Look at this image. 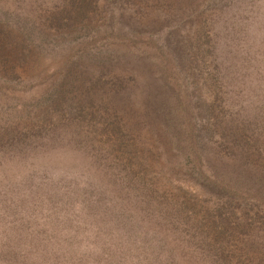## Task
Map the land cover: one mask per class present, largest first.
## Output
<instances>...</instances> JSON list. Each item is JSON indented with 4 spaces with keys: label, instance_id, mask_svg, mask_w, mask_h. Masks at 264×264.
Returning <instances> with one entry per match:
<instances>
[{
    "label": "rangeland",
    "instance_id": "374dc122",
    "mask_svg": "<svg viewBox=\"0 0 264 264\" xmlns=\"http://www.w3.org/2000/svg\"><path fill=\"white\" fill-rule=\"evenodd\" d=\"M0 43L19 48L10 72H0V140L14 136L15 123L28 112L26 106L20 109L22 104L36 107L51 100L58 107L61 101L53 94L57 96L65 76L79 78L66 92L69 97L83 94L90 81L102 83L92 90L91 115L86 113L81 124L76 115L69 118L70 127L74 121L78 129L67 134L71 139L80 136V147L70 142L73 148L65 145L49 154L31 153L25 160L0 161V225L6 220L8 233L7 239L0 235V264H87L90 248L84 238L92 234L86 228L87 212L78 207L93 204L95 210L87 209L102 226L107 209L120 197L110 199L103 190L109 181L103 171L122 165L114 145L102 144L100 127L107 121L103 105L129 121L135 118L144 126L146 119L151 121L149 129L140 124L135 127L139 131L134 129L141 133L136 148L150 161L144 180L158 178L163 190L169 175V186L179 197L181 187L213 202L221 196L220 189L196 187L185 181L182 171L168 170L177 163L184 127L203 125L208 118L218 128L231 117L249 126L255 120L264 132V0H0ZM214 152L204 153L200 171L222 176L221 161L228 158ZM231 168L236 170L232 179L241 174L237 165ZM241 183L245 193L256 187H248L245 178ZM121 184L123 191L148 199L145 208L153 209V219L157 209L164 213L161 201L149 198L142 187L129 189L123 179ZM67 194L76 196L70 201L78 206L69 207ZM259 199L262 218L252 215L254 204L248 213L249 246L243 250L249 264H264V191ZM122 203L129 213L133 200ZM136 206L134 212L145 219L143 205L136 201ZM256 225L263 227L262 234ZM132 230L136 242L147 231ZM69 238L73 242L67 244ZM67 248L71 257L58 252ZM9 250H16L15 257Z\"/></svg>",
    "mask_w": 264,
    "mask_h": 264
},
{
    "label": "trees",
    "instance_id": "16d2710c",
    "mask_svg": "<svg viewBox=\"0 0 264 264\" xmlns=\"http://www.w3.org/2000/svg\"><path fill=\"white\" fill-rule=\"evenodd\" d=\"M22 47L27 49L26 44ZM17 51L19 48L15 45L0 43L1 73L10 72ZM69 73L71 72L66 71L63 74ZM76 80L79 78L68 76L62 78L57 96L53 94L56 100L61 101L58 107L51 105V100H46L42 102L44 104L36 107L30 103L20 106L21 110L26 106L28 112L24 113L23 119L15 123L14 131L10 132L14 136L8 141L0 140V161L2 159L18 161L21 158L25 160L29 154L36 152L49 154L52 152L48 151H56L65 145L72 147L68 145L70 142L74 147H80L81 137L76 136L71 139L72 135L67 134L69 129H78L74 121V127H70L72 121H69V118L76 115L80 119L76 123L81 124V119L86 113L91 115L92 90L94 85L100 86L102 83L94 84L90 81L86 84L91 86L83 94L66 96V92L75 86L73 81ZM113 85L115 86V82ZM120 87L122 85H119ZM117 89L114 88L113 92ZM65 98L67 103L62 102ZM102 113L107 116V121L100 127L105 142L102 144L114 145L116 151L114 153L119 154V161L122 164L117 170L103 171L110 181H107L103 190L112 196L110 199L120 197H118L119 202L115 199L111 200L112 203L107 209L108 219L102 221L103 227L97 224L95 215L87 209L88 207L95 210L93 204L78 207L82 214L84 211L81 210L85 209L87 212L86 228L91 230L92 234L88 233L84 238L88 242L87 247L90 248L86 250L90 254L87 264H249L245 262L249 259L247 257L249 254L243 250L245 244L247 248L249 246L246 229L251 226V220L248 213L250 207L255 205L257 208L260 205L259 195L264 191V132L260 131L256 121L254 120L249 126L240 120L228 117L223 121L224 123L218 125V128H213L215 122L209 124L206 118L203 125L186 126L182 129L177 163L168 165V170L182 171L185 181L188 180L189 183L193 181L196 187L206 188L210 185L215 190L220 189L221 196L213 202L205 196H194L195 190L187 194L182 187L179 197L169 186L172 184L169 175H166L169 184L167 189L161 190L158 187V178L146 183L144 175L151 171L150 161L136 148L137 138L141 133L134 131L141 129L135 128L140 123L136 122L135 118L133 121H129L127 117L123 118L114 109L109 110L107 105H103ZM144 123L145 126L140 125L146 130V126L148 127L151 121L146 119ZM133 124L134 126H131ZM167 128L168 125L164 130ZM195 134L197 137L193 138ZM165 137L170 136L165 134ZM210 150H215L216 157L228 158L225 161L220 160L225 164L220 171L222 176L213 172L203 174L200 171L199 161L206 158L207 155L204 153H210ZM230 162H233L232 165H237L241 171V174L234 179L232 178L235 177L236 170L231 168ZM192 167L193 170L190 169ZM200 175H203V179ZM243 178L249 182L248 187L251 185L256 187L252 191L246 189L247 193H245L241 183ZM121 179L127 181L126 186L129 189L142 187L149 198L161 201L160 204L164 205V213L157 209L155 211L157 217L153 219V209L145 208V203L149 204L148 199L139 192L137 194L123 191L124 184H121ZM186 189L188 190V187ZM229 191L234 196L240 195V198L233 200L231 198L233 194L227 197ZM251 195H255V198L251 199L249 197ZM66 197H69L70 201L76 196L67 194ZM122 199L126 204L133 200L129 213L122 208ZM136 201L143 205L140 210L146 216L145 219H141L143 216L134 212L137 207ZM46 204L50 206L49 202ZM73 204L78 206V203L72 200L69 207ZM244 205L249 206L244 209ZM258 209L252 215L262 218L257 214ZM165 215L172 221L170 225L164 223ZM153 221L157 223V227L154 226ZM139 227H144L147 231H143V235L136 242V232L132 228ZM148 227L152 229L149 230ZM176 227L179 232L176 231ZM256 228L262 234L263 227L256 225ZM6 229L5 220L0 225V235L7 239ZM77 241L79 242L80 239ZM72 242L73 240L69 238L67 244ZM74 246L76 248V243ZM58 247L59 245L55 246ZM15 251L9 250L8 254L15 257ZM58 252L72 256L71 248ZM26 264L33 263L30 261Z\"/></svg>",
    "mask_w": 264,
    "mask_h": 264
}]
</instances>
